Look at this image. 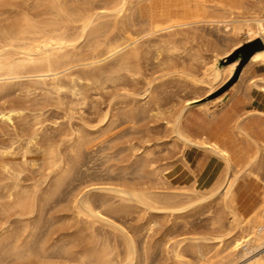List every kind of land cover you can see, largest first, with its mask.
Wrapping results in <instances>:
<instances>
[{
	"label": "rangeland",
	"instance_id": "1",
	"mask_svg": "<svg viewBox=\"0 0 264 264\" xmlns=\"http://www.w3.org/2000/svg\"><path fill=\"white\" fill-rule=\"evenodd\" d=\"M132 1L131 20L125 19V24L119 20L121 25L117 21L120 25L117 27L115 19L108 17L112 24L108 28L105 24L101 32L104 39L103 33L107 32L112 34L109 36L125 38L140 34L137 48L134 46L132 55L127 56L131 60L128 65L124 64L128 58L119 55L98 66L84 62L86 65L72 68L62 79L66 88L61 91H55L51 82L43 85L36 83V79L26 78L1 87L0 109L17 107L21 116L15 117L12 123L0 121V173H3L2 166L8 164L19 174L17 182L7 174H0V264H98L92 256L95 251L109 244L123 251L124 245L117 242H128V237L138 251L132 264H206L209 259L219 264H244L254 255H264L261 248L247 256L240 253L243 257L234 259L238 256H234L233 241L242 235L252 238L253 230L245 224L242 228H228L232 212L244 221L247 210L264 197V141L252 134L249 137L242 124L251 122L252 116L258 113L244 112L243 116L228 120L222 126L223 135L219 129L208 134L203 132L227 108L239 109L243 103L257 99L259 90L264 92V70L250 64L233 90L224 88L222 79L214 82L206 77L205 71L214 66L216 57L223 58L230 52L235 43L241 41L247 45L245 37L235 38L223 26L207 24L178 29L179 33L171 32V35L158 32L145 37L158 30L153 28L158 21L159 0ZM184 6L186 13L179 19L215 17L224 10H233L240 16L256 12L264 15V10L261 11L264 3L258 0H203L200 3L187 0ZM92 37L95 41L89 38L90 45L86 44L87 40H81L82 53L77 50L80 57L87 56L88 51L91 53L89 49L97 46V35ZM260 104L263 112L260 116L264 118V102ZM177 121L182 123L184 133L206 138L208 146L182 140L174 130ZM252 121L260 120L254 117ZM34 133L40 146L49 150L44 154L32 149L33 162L24 163L23 154ZM194 147L221 160L223 171L216 182L228 172L233 184L230 194L193 197L190 186L194 183L189 180L193 172L188 169L185 158L188 152H195ZM9 151L14 154L9 155ZM240 157H245L241 164L232 162ZM60 180L61 185L57 184ZM15 183L34 197L37 202L34 212L21 210L5 199L7 188H14ZM214 183L202 181L200 188H210ZM119 188L176 195V200L169 196L181 201V206L174 207V212L151 210L147 213L144 206L132 200L126 202L116 194ZM87 189L90 200L101 211L105 210L104 219H109L106 223L88 224L85 219H77L72 208L74 199ZM94 240L95 245H101L95 246ZM20 246L18 254L23 253L22 260L18 258L20 255L16 257ZM177 251L182 256L179 261ZM37 252L45 260L35 257L39 255ZM200 252L203 257L199 256Z\"/></svg>",
	"mask_w": 264,
	"mask_h": 264
},
{
	"label": "bare ground",
	"instance_id": "2",
	"mask_svg": "<svg viewBox=\"0 0 264 264\" xmlns=\"http://www.w3.org/2000/svg\"><path fill=\"white\" fill-rule=\"evenodd\" d=\"M109 1L102 2L101 0H0V90L3 88L2 86L11 83L14 80H21L22 78H26L29 80L36 79L35 80L36 83L43 85H47L49 82H51V86L55 91H61L65 87V84H63L62 79L67 76V73L72 68L74 67L77 68L78 66L86 65V64H82L84 62L90 61L92 62V65L98 66L100 63L107 61V59L119 55L120 57L128 58V60L125 59V61L127 62H124L125 66L128 65L131 60L127 56L128 54L132 55V52L130 51L133 50V47L139 43L141 38L138 39V37L140 36V34L136 35L134 38H130V37L125 38V36L123 35L112 37L109 36L112 34L107 32V33H103V36H105L104 39L102 37L101 32L105 24H107V28L109 27L108 26L109 24H112L108 22L109 20L108 17H112L113 19H115L116 21L115 25L117 27H119L121 24H125L126 21L129 19V17H132L131 12L134 9L133 1L132 0H111L110 2ZM183 4L184 2H182V0H159L157 6L158 21L156 27L153 28V30L155 29L158 30L146 34L145 37H150L158 32L160 33L166 32V34L169 33L171 35L173 32L179 33L180 32L179 30L182 28L193 27L195 25H200V24L223 26L224 29L226 30L225 32L231 31L230 34L231 36L233 34L235 35V38L239 36L245 37L247 39L248 44L256 40H259L261 42V46L255 51V53L251 56L247 64L242 68L240 72L241 74H239L238 76L239 79L237 80L241 79L245 69L250 64H255L257 67L264 69L263 12L252 13L249 16H240V15H236L233 12H230L226 17H222V18L205 17V18H192L190 20H186V19H179V16L182 13L186 12L185 10L186 6L183 7ZM181 9H183L184 11ZM263 10L264 8L261 11ZM105 18L106 20L108 19L107 21H105L106 23L105 22L104 24L101 23V20ZM119 20L122 21L121 24ZM130 20L131 18L127 22H129ZM117 23L120 25L118 26ZM177 30L179 32H177ZM106 31L107 30H105V32ZM100 34H101V38L99 37ZM93 35H97V38L99 39V40L97 39L98 41H96L97 46L92 48L93 50L91 48L89 49L91 50V53L90 51H88L90 55L86 54L87 56L80 57L77 50L80 49L79 51L81 52V49H83V46L81 47L80 44L81 40H84L85 42L86 40L88 41L89 38L90 39L92 38L91 40L94 42L95 40L94 37H92ZM102 38L104 39L103 42L101 41ZM87 41L86 44L89 43V41L88 42ZM88 45H84V47L87 46L86 48H88ZM91 45L93 46L94 43L93 44L91 43ZM85 50L86 49L84 48V51ZM134 50L136 51V49ZM135 51L133 52L135 53ZM122 52L124 53L121 54ZM246 54H247V49L246 46L243 45V42L239 41L235 43L232 50L226 53V55L223 58H219V57L215 58L214 66L211 69H206L205 71L206 77L213 80L214 82L222 79L223 87L224 88L229 87V90H233L237 81L234 80L236 78L238 68L242 60L246 56ZM75 83L76 82L74 80L73 87H75ZM73 87L71 89H73ZM17 116H21V111H19L17 107L10 106V107H2L0 109L1 122L3 121L5 123H12L14 121V118ZM181 124L182 123H180V121H177L176 124L174 125V130L182 140H184L185 142L193 143L195 145H202L205 148L206 146H208L209 141L206 138L203 139V137H201L202 135L200 137L198 136L195 138L191 134L184 133L181 130ZM38 139L39 138L37 133L31 135L28 142V147L23 154L22 160H24V163L33 162L32 149H36L39 152L41 150L42 153L44 154L46 153L48 148L45 149L44 146H40L39 143L40 140ZM10 154H12V152H10L9 155ZM2 170H3L2 172L5 175L7 174L16 182L18 181L19 174L18 175L15 174V172L17 173V170H15L14 167L12 168V166H9L8 164H4L2 166ZM187 172L189 171L187 170ZM3 173L0 174L3 175ZM189 176H190L189 180H191L192 183H194L193 186H190L191 188L193 187L191 191H194L195 194L193 197L197 199L204 197L205 195L208 194H220L224 192L227 195L232 192L233 184L228 177V172L222 179L218 180L210 188H206V189L200 188V182L198 179H196L197 176L194 173L189 174ZM61 180L59 181L60 183L57 184L61 185L63 183V181L61 182ZM87 183L88 182H86V184ZM15 184L16 185L13 186L14 188H10V189L7 188L5 194L6 196L4 195L5 199L7 197L10 203L13 204L15 203V205H18L21 208V210L27 211L29 213L34 212L36 206L35 204L37 203V202L35 203L34 199H32L34 197L31 198V196L28 195L29 193L27 194L25 191H22L19 188V185L17 183ZM130 190L127 191L119 188V190H116V194H119L122 198L126 199V202L128 200L130 201L132 200V202L134 201L135 203L144 206L143 208L148 210L147 213L151 212V210H153L154 212L155 211L174 212L175 211L174 207L181 206L180 204L181 201L180 202L175 201L176 195L169 194L174 196L175 199L174 200L172 196L166 194H159L157 192H154L155 190L153 192H148V190L147 192H144L145 189H143V192H137L135 191L136 188L134 191H130ZM82 192L83 193H80L76 198L74 197L76 196V193L73 196L75 198V199L73 198L75 204L72 208H74V211L76 213L75 215L78 216L77 219H82V220L85 219V221H88V224L93 221H103V222H105V220L108 221L109 219H104L105 210L101 211L99 207H97L95 203H93L95 201L91 199L93 201L92 202L90 200L89 197L91 194L90 190L88 191L87 189L86 192L84 191ZM68 197L70 196L68 195ZM241 216H243V214H241ZM242 218H244V216ZM110 220L112 221V219ZM243 224H245V226L248 227L249 229L253 230V237L249 238V235L243 237L242 235L240 239H235L233 241V247L235 248L234 256L235 255L236 257L238 256V258H234L236 260L239 259L240 255L242 254L244 256H247L248 254L251 255V253L255 252L256 250L258 251L259 249L264 248V242H263L264 241V197H262V200L259 204L247 210L246 218L244 221H241L238 215L235 212H232L229 218L228 228L231 229L242 228ZM115 230L117 231V229ZM125 232L127 233L128 231L125 230ZM122 233L124 232L122 231ZM99 239H96V242L97 241L100 242L101 239L100 240ZM116 239L118 240V238ZM127 240L128 242L121 241V243L124 244H121L120 241L117 242V244L119 243L120 245H124L125 248L121 247L124 248L123 251L120 250L119 247H117L116 245L109 246L111 245L109 244L104 248V245L102 244L103 248L102 246L97 247L98 249L102 248V250L96 249L98 251H95L94 254H92V256L94 255V258L97 260L98 264H121L123 261H127L128 263L132 264L136 259L138 251H136V247H135L136 244L134 243V241L129 237L127 238ZM260 241H262V243L256 246L252 245V243L260 242ZM100 243H98V245H95V240H94L95 246H99ZM109 243L111 242L109 241ZM10 249L11 248H9V250ZM20 249H22L21 246L19 247V249H17L18 250L17 253L15 252L16 255L18 254V252H20ZM144 250L145 249H143V251ZM92 252L93 250L91 251V253ZM145 253H147L146 250ZM38 254L39 255L36 254L37 256L35 255V257L39 258L40 253ZM16 255H14V257ZM18 255L20 256L18 257ZM18 255L16 257L22 260L23 258L21 259V256H23V253L21 252ZM26 255L25 257H28ZM46 256L44 258L47 259L49 255L47 257ZM199 256L203 257V254L200 252ZM254 256H252L248 260H245L246 262L244 264H264V255H260L258 257H254ZM9 257H11V254ZM41 257L40 259H42ZM181 257L182 256L180 252L177 251L176 258L178 259V261L181 259ZM15 258L13 259L17 260V258L16 259ZM82 260L83 259H81V261ZM2 261L5 260L2 259ZM84 261L85 260H83V263ZM43 262L46 263V261ZM220 263H222V261H220ZM84 264H88V263L85 262ZM206 264H219V262L217 261L213 262L209 259Z\"/></svg>",
	"mask_w": 264,
	"mask_h": 264
},
{
	"label": "crops",
	"instance_id": "3",
	"mask_svg": "<svg viewBox=\"0 0 264 264\" xmlns=\"http://www.w3.org/2000/svg\"><path fill=\"white\" fill-rule=\"evenodd\" d=\"M194 3H200L201 0H188ZM184 4H187V0H182ZM258 2L264 3V0H258ZM185 4V5H186ZM185 7V6H184ZM230 12H233V10H224L221 15H214L216 18H222L226 17ZM186 13V12H185ZM251 67V66H250ZM264 70V69H263ZM258 98L257 99H252L251 102L248 103H243L241 105V108L235 109L234 107H229L225 110L224 114L220 117L218 120H214L210 122L209 127L204 129L203 132L208 134L211 131H214L216 129H219L221 131V134L223 135L222 131V126L225 122L231 119H235L236 117H240L244 115V112H253V113H258L256 116H252V119L250 120L251 122H243L244 126V132L250 137L254 136V138L264 141V118L260 116V114H263L261 112V108H259V105L261 102H264V92H261L260 90L258 91L257 94ZM251 117V116H250ZM249 117V118H250ZM255 118H258L260 121H252ZM211 130V131H210ZM193 137H198L200 136L199 134L192 135ZM227 143V142H226ZM223 143V144H226ZM229 145V143H227ZM233 145V143H231ZM195 148V147H194ZM195 152L193 153L190 151L188 152L185 160L188 165V169L191 170L197 177L196 179L199 180V182H211L214 183L216 180L220 177L223 171V165L221 160H219L217 157L213 156V154H210L203 149L200 148H195ZM232 160V158H231ZM245 161V157H240L236 161H232L235 164H241L242 162ZM197 173V174H196ZM219 174V175H217ZM216 176V177H215Z\"/></svg>",
	"mask_w": 264,
	"mask_h": 264
},
{
	"label": "water",
	"instance_id": "4",
	"mask_svg": "<svg viewBox=\"0 0 264 264\" xmlns=\"http://www.w3.org/2000/svg\"><path fill=\"white\" fill-rule=\"evenodd\" d=\"M246 46V49H247V54L246 56L244 57V59L242 60L239 68H238V71H237V75H236V78L234 81H236L238 79V76L242 70V68L247 64V62L249 61V59L251 58V56L255 53V51L261 46V42L259 40H256L254 42H251Z\"/></svg>",
	"mask_w": 264,
	"mask_h": 264
}]
</instances>
